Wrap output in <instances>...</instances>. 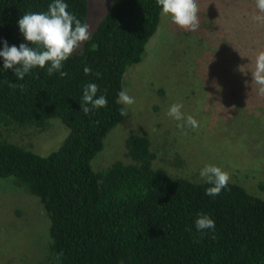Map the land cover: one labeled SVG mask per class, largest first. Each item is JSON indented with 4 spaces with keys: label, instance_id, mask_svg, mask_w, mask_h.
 <instances>
[{
    "label": "trees",
    "instance_id": "16d2710c",
    "mask_svg": "<svg viewBox=\"0 0 264 264\" xmlns=\"http://www.w3.org/2000/svg\"><path fill=\"white\" fill-rule=\"evenodd\" d=\"M53 2L0 0V50L4 41L38 47L18 21L28 12H47ZM64 2L86 23L87 0ZM161 14L157 0L116 1L80 51L63 62L65 77L50 75L49 63L20 80L0 57V130L44 127L51 119L67 129L44 155L0 137V178H13L37 196L49 220L46 264H264V198L241 184L229 181L209 196L204 180L154 167L150 140L137 133L126 138L131 163L92 167L104 138L125 117L120 109L126 107L117 103L123 77L143 58ZM86 66L92 74L84 73ZM88 83H96L97 97L108 103L85 114L80 104ZM200 215L215 228L197 230Z\"/></svg>",
    "mask_w": 264,
    "mask_h": 264
},
{
    "label": "rangeland",
    "instance_id": "374dc122",
    "mask_svg": "<svg viewBox=\"0 0 264 264\" xmlns=\"http://www.w3.org/2000/svg\"><path fill=\"white\" fill-rule=\"evenodd\" d=\"M118 0H87L90 36L107 9ZM199 27L186 31L161 14L157 31L141 61L128 67L124 89L135 102L104 138L92 167L131 163L130 133L145 135L153 166L171 176L202 181L200 170L214 164L232 182L264 198V95L252 78L255 56L264 50V24L255 0H197ZM84 43V42H83ZM83 43L76 49L80 51ZM174 103L199 127H177L167 115ZM67 129L59 119L44 127L25 126L0 137L44 155L58 146ZM49 220L39 198L13 178H0V264H46Z\"/></svg>",
    "mask_w": 264,
    "mask_h": 264
},
{
    "label": "clouds",
    "instance_id": "9594fccd",
    "mask_svg": "<svg viewBox=\"0 0 264 264\" xmlns=\"http://www.w3.org/2000/svg\"><path fill=\"white\" fill-rule=\"evenodd\" d=\"M258 14L253 19L264 24V0H255ZM161 6L162 12L169 15L172 21L185 29L186 31H195L199 27L197 0H157ZM68 5L64 0H54L49 5L47 12H28L19 19L18 25L20 32L25 39L31 42V45L38 47H29L21 43L18 47L9 46L4 41L3 50H0V57L4 58V69H13L17 79L23 80L25 75L34 67L47 68L51 75L53 72H59L61 77L68 75L61 71L63 62L66 61L81 43L90 38V25L82 23L74 14L67 11ZM86 75L92 74L90 67H84ZM253 81L259 86L258 93L264 95V50L256 53L254 69L251 70ZM96 77L101 73L96 72ZM10 87H17L11 84ZM23 88V85H19ZM99 87L96 83H88L83 90L82 102L80 108L87 114L93 109L107 106V99L104 95L97 97ZM134 98L129 96L127 89H122L118 93L117 103L132 105ZM183 105L180 103L172 104L167 115L178 123L177 127L183 128L185 124L192 129L199 127L198 121L191 115L185 117L181 111ZM127 109L121 108L120 115H127ZM200 177L205 183L210 185L206 189L209 196H217L221 190L226 188L230 180L229 174L221 167L214 164H206L200 170ZM197 230L214 229L215 222L208 215H200L195 221ZM59 256H57V260Z\"/></svg>",
    "mask_w": 264,
    "mask_h": 264
}]
</instances>
